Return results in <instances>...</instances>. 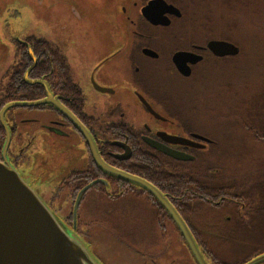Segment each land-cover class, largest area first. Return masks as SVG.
Masks as SVG:
<instances>
[{
    "label": "flooded vegetation",
    "instance_id": "af4514ba",
    "mask_svg": "<svg viewBox=\"0 0 264 264\" xmlns=\"http://www.w3.org/2000/svg\"><path fill=\"white\" fill-rule=\"evenodd\" d=\"M6 1L10 5L5 6ZM202 1L33 0L31 9L21 2L15 7V0H0L3 24L30 9L33 18L46 23L54 35L48 36V40L43 36L15 35L10 66L0 79V94L9 99L3 101L0 108L8 102L44 98L48 90L79 120L105 163L138 175L142 162L147 161L153 167V177L166 179L162 180L164 185L157 188L188 226L207 264H245L264 254V191L260 186L238 183L237 175L225 179L226 183L234 184L224 185L223 176L216 175L217 180H210L213 178L207 177L209 175H201L199 170L187 166L213 141L189 124L191 114L199 111L189 113L172 108L169 95L162 94V84L157 83L166 80L169 72L189 81L199 80L204 75L200 65L205 61H222L238 55L239 51L223 56L214 54L207 42L220 38L204 37L196 41L184 33L182 19L192 18L194 4L199 8ZM103 17L108 18L104 25ZM187 22L191 23V19ZM32 39L44 42L33 44ZM29 50L35 58L32 68L38 65L39 73L29 74L31 68L27 77L41 80L45 85L24 79L25 71L33 62ZM182 52L185 54H180ZM177 54V62L183 63L188 74L179 70L174 60ZM69 59L75 63L86 62L83 75L89 89L101 97L96 113L85 109L87 96L73 79ZM23 64H28L20 77L25 90L15 82L18 66ZM36 87L39 90L33 92ZM77 98H81L80 108ZM3 119L9 141L3 154L6 132L0 123V159L5 156L32 187H40L44 192L63 189L73 195V205L77 193L96 181L81 192L78 206L91 192L109 200L119 199L124 194L134 196L151 213L149 231L138 234L139 240L149 239V244L147 249L139 248L137 264H177L168 257L162 260L170 253L154 249L159 242L171 241L173 230L185 244L166 210L141 187L101 170L94 161L87 137L59 108L51 102L11 106L4 111ZM39 146L59 155L57 170L50 169L49 165L46 172V163L43 170H31V156ZM68 150L73 152L68 156L71 159L65 156ZM166 151L183 152L192 159H176ZM38 158L40 164L46 161V155L40 154ZM44 175L53 177L50 179L54 183L50 180L47 186L38 185L37 180ZM41 198L61 221H68L53 209L52 196ZM248 231H258V235L251 237ZM76 233L86 240L77 229ZM220 242H234L242 252L235 253V250V256L232 253L222 258L215 247V243ZM187 251L195 262L188 248ZM256 264H264V259Z\"/></svg>",
    "mask_w": 264,
    "mask_h": 264
},
{
    "label": "rangeland",
    "instance_id": "374dc122",
    "mask_svg": "<svg viewBox=\"0 0 264 264\" xmlns=\"http://www.w3.org/2000/svg\"><path fill=\"white\" fill-rule=\"evenodd\" d=\"M19 2L33 9V0H15L14 6L17 7ZM10 3L13 5V2ZM7 4L9 3L6 1L4 5ZM31 13L29 9V12L22 13L20 17L9 18L5 24L0 15V79L10 66L17 35L43 36L46 39L54 36L47 29V24L37 17L33 18ZM95 15L98 18V14ZM103 18L104 25L108 18ZM190 19L191 23L188 24L187 20ZM98 20L101 21L99 18ZM182 24L185 25L184 33L191 39L202 41L204 37L223 38L239 48L238 55L229 59L202 63L200 70L204 75L199 80L189 81L175 74L170 75L169 72L165 75L166 80L157 81L162 84V94L169 95L172 108L189 113L199 111L191 114L189 124L213 141L198 154L196 161L187 166L199 170L201 175H209L207 177L213 178L210 180H217L216 175L219 178L223 176L224 185L226 178L232 174L237 175L238 183L260 186L264 191V185H258L264 180V141L253 137L256 132L264 133V0H204L199 8L194 4L192 18L185 17ZM69 64L73 79L87 96L85 109L96 113L99 111L97 109L101 97L89 89L86 76L83 75L86 62L79 60V63H75L69 59ZM36 149L38 151L31 156L32 162L29 164L31 170L40 171L45 168L47 172L49 165L52 170L58 169L56 160L59 155L54 154V150L44 151L43 146ZM40 154L46 155V161L44 159L42 164L38 158ZM65 154L67 159H71L68 156H72L73 152L68 150ZM44 163L47 165L43 168ZM50 178L53 179L44 175L37 183L46 185ZM205 180L208 183L206 177ZM50 183L53 184L54 180ZM32 188L40 198L52 196L53 209L62 218L68 219L67 225H71L72 194L63 189L44 192L40 187ZM42 191L44 194H41ZM133 197L124 194L119 199L109 200L91 192L77 208L76 229L83 234L85 242L100 264H137L138 250L143 247L147 249L149 239L139 240L138 234L149 231L150 209ZM255 226L259 229L257 224ZM173 231L172 234L171 228V241L159 242L154 249L170 253L162 257V260L168 257L167 259H173L177 264H195L185 244L181 242L177 232ZM248 234L256 237L258 231H248ZM234 244L215 243L217 254L222 258L230 257L237 250V245ZM241 252L242 249L239 248L235 253Z\"/></svg>",
    "mask_w": 264,
    "mask_h": 264
},
{
    "label": "water",
    "instance_id": "95a60500",
    "mask_svg": "<svg viewBox=\"0 0 264 264\" xmlns=\"http://www.w3.org/2000/svg\"><path fill=\"white\" fill-rule=\"evenodd\" d=\"M207 46L218 56L236 54L239 51L237 45L223 39H211L207 42ZM29 54L33 62L25 71L24 79L27 82L44 84L41 80L28 79L27 74L35 62L31 50H29ZM177 56L178 54L174 57V60L179 70L183 74H188L183 63L179 62V64L177 62ZM46 102H51L59 108L84 133L88 139L94 161L101 170L141 187L162 205L179 230L195 262L197 264H207L188 226L160 190L141 176L105 163L96 152L93 141H89L88 134L79 120L48 90L44 98L32 101L8 102L0 108V123L6 132V138L2 145L3 154L9 141V133L3 119L4 111L11 106H32ZM166 153L180 160L192 159L191 155L183 152L166 151ZM94 182L96 181L84 186L75 196L71 211L72 222L71 225H67L42 201L32 186L25 181L5 156L0 159V264H100L85 240L76 233L75 224L81 192ZM263 259L264 254L251 259L245 264H256Z\"/></svg>",
    "mask_w": 264,
    "mask_h": 264
},
{
    "label": "trees",
    "instance_id": "16d2710c",
    "mask_svg": "<svg viewBox=\"0 0 264 264\" xmlns=\"http://www.w3.org/2000/svg\"><path fill=\"white\" fill-rule=\"evenodd\" d=\"M31 41L33 42V44H42V42H44L43 40H39V39H32ZM25 58H27V56H25ZM28 62H29V60H28ZM26 65H28V64H23L20 67L18 66V68H19V72L18 73L19 74H18V77H17V79H16L15 82L17 84H19L21 90H25L24 83H23V81L21 80L20 77H21V73L24 71ZM37 68H38V65L37 66H34L30 70L29 74H31V75L32 74H35V73L38 74L39 73V70ZM8 74H9V72H8ZM7 87L8 86H6L4 89H7ZM38 90H39V87H36L33 90V92H37ZM6 99H9V97H4V96H2L0 94V104L3 101H5ZM76 104L78 105L79 108L81 107V105H80L81 104V98H77ZM253 137L256 140L264 141V133H258V132H256ZM150 165H151V163H148L147 161H143L142 162V167L140 168V171H138V176H141V177L145 178L150 183H152L156 187L160 188V187H162L164 185V182H165V181H162V180H166V179L165 178H159V179H157L156 177H153V167L150 166ZM232 184H234V183H226L225 185H232ZM244 184H246V183H244ZM258 185H264V180L261 181V182H259Z\"/></svg>",
    "mask_w": 264,
    "mask_h": 264
}]
</instances>
